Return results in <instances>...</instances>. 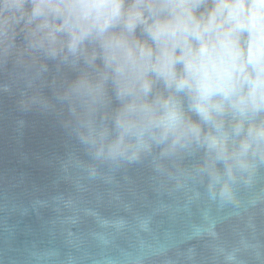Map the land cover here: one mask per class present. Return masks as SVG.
<instances>
[{"label": "clouds", "instance_id": "1", "mask_svg": "<svg viewBox=\"0 0 264 264\" xmlns=\"http://www.w3.org/2000/svg\"><path fill=\"white\" fill-rule=\"evenodd\" d=\"M5 97L18 136L32 112L63 129L49 164L72 223L150 231L163 213L187 264L201 243L209 264H264V0H0ZM132 172L170 202L134 210Z\"/></svg>", "mask_w": 264, "mask_h": 264}, {"label": "water", "instance_id": "2", "mask_svg": "<svg viewBox=\"0 0 264 264\" xmlns=\"http://www.w3.org/2000/svg\"><path fill=\"white\" fill-rule=\"evenodd\" d=\"M0 114V264H187L184 226L167 214L155 215L150 231L100 229L90 217L72 223L71 213L55 199L72 195V186L49 164L63 152V129L54 117L32 112L23 116L26 126L18 136L13 131L18 114L7 97L0 100ZM130 175L140 196L134 210L170 202L166 193L152 190L145 174ZM124 195L134 199L127 190ZM99 211L105 217L117 213L107 204ZM197 252L199 264H209L202 243ZM47 253L52 255L36 258Z\"/></svg>", "mask_w": 264, "mask_h": 264}]
</instances>
